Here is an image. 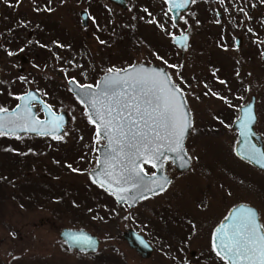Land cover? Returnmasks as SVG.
Here are the masks:
<instances>
[{"label": "rangeland", "instance_id": "1", "mask_svg": "<svg viewBox=\"0 0 264 264\" xmlns=\"http://www.w3.org/2000/svg\"><path fill=\"white\" fill-rule=\"evenodd\" d=\"M182 32L191 36L184 53L172 42ZM263 43L264 0H194L178 25L161 0H127L126 9L110 0H0V108L37 89L70 116L61 140L0 135V264H225L205 254L206 233L186 236L183 224L193 219L198 230L207 220L212 236L241 201L256 205L264 224V171L236 155L229 114L257 94L264 137ZM141 62L165 67L186 95L192 166L182 173L167 161L168 188L122 209L91 179L104 140L68 80L96 85L110 69ZM64 227L97 235L98 251L70 250ZM130 227L150 238V257L129 246Z\"/></svg>", "mask_w": 264, "mask_h": 264}, {"label": "snow or ice", "instance_id": "2", "mask_svg": "<svg viewBox=\"0 0 264 264\" xmlns=\"http://www.w3.org/2000/svg\"><path fill=\"white\" fill-rule=\"evenodd\" d=\"M187 2L188 0H182L181 3L172 4V7L183 8ZM182 39L186 41L187 36ZM109 73L101 84L96 85L98 91H90L91 85L79 86L84 95L81 103L87 101L86 107L91 109L88 119L97 127V137L103 131L104 138L112 148L110 160L102 162L108 169L105 176L110 178L106 181L109 187L115 185L117 193H126L130 189L123 185H130L132 190L141 193L142 198H147L143 196V190L156 194L152 185L164 191L168 181L160 183L151 179L149 184L150 178L144 173L143 163H152L154 168H162L161 157H165V149L176 154L175 159L181 161V167H186L189 163L182 155V141L190 124L188 114L183 110V102L177 99L183 92L164 73H149L146 69L135 68L124 76L119 72L115 76L111 75V69ZM19 99L25 101L23 109L18 105L17 110L9 113L8 109L0 108V135L16 131L48 135L59 129L62 117L54 116L50 108V131L43 127L45 121L37 120L31 115L28 102L36 99L34 94L30 93ZM255 119L252 109L245 107L241 118V136L248 137L249 125ZM54 138L63 139L59 135ZM245 158L264 167V152L254 146L245 154ZM153 161H158L159 164ZM124 198L121 195L120 199ZM231 220V224H221L215 230L212 246L216 255L228 261V264H264V226L257 222L256 210L241 206ZM69 239L74 244L87 248L95 246V241L88 235H71Z\"/></svg>", "mask_w": 264, "mask_h": 264}, {"label": "water", "instance_id": "3", "mask_svg": "<svg viewBox=\"0 0 264 264\" xmlns=\"http://www.w3.org/2000/svg\"><path fill=\"white\" fill-rule=\"evenodd\" d=\"M114 3H116L117 5H120L122 8L126 9L127 8V0H110ZM166 2V4L168 5V10L171 8V11L169 10V12L172 15L173 18V23L175 25H178L181 22V17L182 14L187 12L189 10V8L191 7L193 0H188L187 5L183 8H175L172 7V4L174 3H181L182 0H172V2L170 3L169 0H164ZM81 17H82V22L83 24L86 26L89 23V12L87 10H82L81 11ZM183 36H187V40L184 41L182 38ZM190 34L188 32H183L180 34L175 35L172 38L173 43L182 51V53H184L188 47H189V42H190ZM238 41L240 40V38L237 39ZM239 45V42H238ZM135 68L137 70L140 69H146L149 73L152 72H160V73H164L167 75L168 80L171 81L172 84L178 86L173 78L171 77L170 73L168 72V70L160 65L157 64H148V63H137V64H133L125 69L122 70H117V71H112L111 75L115 76L116 72H119L121 74V76H124L126 73H131L132 69ZM110 73L106 72L104 73L99 81L97 82V84H101L104 79L109 76ZM96 84V85H97ZM80 83H78L76 80L71 79L68 82V86L69 89L71 90V92L77 97V99L81 102V99L84 98L83 92L81 90V88L79 87ZM88 85V84H85ZM96 85L92 86V89H90V91H98L96 89ZM179 87V86H178ZM180 88V87H179ZM181 89V88H180ZM182 90V89H181ZM183 92V90H182ZM34 94L36 99L34 101H30L28 102L30 104L31 107V115L33 117H35V119L37 120H41V121H45V125L43 126L45 129H48L49 131L51 130V125L48 123V121H50L52 119V117L49 115V111L48 109H51L52 114H54V116L57 117H62V120L59 122L60 123V127L57 131L48 134L50 136H61L65 130V126H67L70 123V116L69 113L65 110H61L60 112H56L50 105L49 103H47L41 96L39 90L37 89H30L29 91H27L26 93L22 94L19 97H23L26 96L28 94ZM178 100L183 102V110L188 114L187 115V120L188 123L190 124V127H188L185 131V135H184V139L182 141L183 144V149L184 152L182 153V155L184 156L185 160H189V163L187 164L186 167H181V161L175 159L176 154L174 153H169L167 152V150L165 149V157H161V160H163V167L159 168L156 167L154 168L152 166V163H148L150 164L155 172L152 174H148L143 165V169H144V173L147 175V177H149V181L148 183L151 184V179H155L158 180L160 183H164L165 180L168 181V183L165 185V189L168 187V185L170 184L172 177L166 173L165 171V165H166V160H170L172 161V163L175 165L177 171H186L188 170L191 165H192V160L191 157L186 149V142L187 139L189 137V134L191 132L192 126H193V115L190 111L189 105H188V101L187 98L185 96V93L183 92L182 96L177 97ZM39 104V108L41 110H43L44 112V117H40L39 116V110H38V106L36 104ZM86 103L87 101H85V103H82L85 107H86ZM20 106L21 109H23L24 105H25V101L19 99L18 104L13 108L8 110L9 113L13 112L14 110H17V106ZM47 106V107H45ZM245 107H249L252 109V112L254 114V116L256 117L255 121L253 123H251L249 125V135L247 138L241 136V118L243 115V109ZM86 110L88 112V114L91 112V109L86 107ZM95 118V117H93ZM257 112H256V102H255V98H253L249 103H247L246 105H243L241 107V111H240V116L238 117V119L234 122V129H236L238 131V142L237 145L235 147V152L237 154V156H239L241 159L246 160L248 162H250L252 165H254L255 167H257L260 170L264 171V167H261L259 164H257L254 161H251L247 158H245V154L249 151H251L252 147L254 146L255 148L259 149L261 152H264V142H263V138L261 136V134L257 133L255 131V125L257 123ZM97 129V127H96ZM24 134H30V135H39V136H45L42 135L40 132H32V131H16L14 133H9L8 135H12V136H18V135H24ZM100 137L103 138L105 140V143L101 144L99 146V150H98V162H97V167L92 169L90 172L91 178L94 181V183H96L97 185H99L100 187H102L105 191L109 192L110 194H112L114 196V198L116 199V201L121 204L122 206H124L125 204H128L129 206H135L138 201H140L141 199H144L141 197V193L137 192L135 190H132L130 188V185H123L124 187H129V191L126 193H117L115 191L116 186L112 185V187H109L108 182L110 178L105 176V172L107 169V166L105 164H103L102 162L105 161L106 159L110 160V156L109 153L112 151V148L108 145V141L104 138V134L103 131H101ZM147 163V162H145ZM153 163H157L159 164L158 161H153ZM117 173L119 171V169L117 168ZM102 183L104 184V186H101ZM152 187L155 189V193H159L161 192L159 188H155V185H152ZM124 196L125 198L122 200L120 199V197ZM150 195H153V192L148 191V190H143V196L144 197H149ZM241 206H247V207H251L253 209L256 210L257 212V222L259 224L262 225L261 223V219H260V215H259V211L258 209L249 204V203H239L237 205H235L230 212L228 213V215L223 219V221L216 227V229L218 227H220L221 224H231L232 220L231 217L234 213L237 212V210L241 207ZM263 226V225H262ZM215 229V230H216ZM215 230H214V234H215ZM88 235L90 237H92V239L95 241V246L94 248H87L81 245H76L74 244V242L72 240L69 239V236L71 235ZM60 237L64 240L65 244L74 251H80V252H84V253H94L97 252L100 246V239L97 235L93 234L92 232L88 231L85 228H73V227H64L62 228V230L60 231ZM214 237V235H213ZM124 238L125 240L128 242L129 246L132 248H135L137 250V252H139L143 257L148 258L152 255L153 253V247L152 245L146 240V238L144 237L143 234L139 233L137 230L133 229V228H129L126 232H124ZM83 249V250H82ZM226 261V260H225ZM228 263V261H227Z\"/></svg>", "mask_w": 264, "mask_h": 264}, {"label": "flooded vegetation", "instance_id": "4", "mask_svg": "<svg viewBox=\"0 0 264 264\" xmlns=\"http://www.w3.org/2000/svg\"><path fill=\"white\" fill-rule=\"evenodd\" d=\"M219 17L220 18H222V14H220V12H219ZM238 38H240V40L238 41L237 39ZM241 41H242V38L241 37H237L236 38V46H240L241 45ZM238 42H239V45H238ZM262 44V43H261ZM260 44V45H261ZM264 44V43H263ZM255 45L257 46L258 45V43H255ZM257 94H252V96H251V99H250V101L253 99V98H255V102H256V112H257V116H258V119H257V123H258V121H259V114H258V111H257V103H258V99H257ZM250 101H248V102H246L245 104H243V105H246L247 103H249ZM243 105H241L240 107H239V110H238V112L237 111H230L229 112V114H230V116H231V118L233 119L234 117V121L238 118V116H239V114H240V108L243 106ZM235 113V114H234ZM229 116V117H230ZM234 123V122H233ZM257 123H256V125H257ZM255 128H256V126H255ZM257 131V130H256ZM260 133V132H259ZM263 136V135H262ZM263 139H264V137H263ZM99 148V147H98ZM167 163V162H166ZM144 168H145V171L148 173V174H151V173H153L154 171H152L151 170V166L149 165V164H146V163H144ZM188 171V170H187ZM183 172H186V171H182V173ZM162 193V192H161ZM161 193H158V194H161ZM158 194H156V195H158ZM156 195H152V196H150V197H153V196H156ZM150 197H147V198H145V199H142V200H140L135 206H129V205H127V204H125L124 206H122V205H120V207L122 208V209H124V208H126V207H129V208H135L141 201H143V200H146V199H148V198H150ZM254 205V204H253ZM256 206V205H255ZM257 207V206H256ZM210 208H211V206H210ZM207 209H209V207L207 208ZM257 209L259 210V208L257 207ZM259 213H260V210H259ZM198 221H199V219L198 218H196ZM261 221H262V218H261ZM221 222V221H220ZM262 224H263V221H262ZM184 226H188L187 228V234H186V236H191L192 235V233H195V234H197V232L198 233H200V234H203V233H206V236H208V238H209V244H208V246H209V248L205 251V254L208 256V257H211V252H212V256H216L218 259H220L222 262H224L225 264H227L220 256H217L216 255V251L213 249V246H212V240H213V233H214V229H213V231H212V236H211V230H210V232L208 231V228L210 227V225H209V223L207 222V220H205L204 222H200V224H198V230H197V228H195V229H192L193 228V226H197V222L196 221H194L193 219H190V218H186L185 219V221H184V224H183ZM263 226H264V224H263ZM130 228H133V227H130ZM129 229V228H128ZM135 229V228H134ZM137 230V229H136ZM140 232V231H139ZM143 234V233H142ZM144 235V237L146 238V240L153 246V244L149 241V239L150 238H147L146 237V235L145 234H143ZM212 237V238H211ZM189 240H191V241H194L195 240V237H190L189 239H187V240H185L184 242H186V241H189ZM183 241V240H182ZM211 246H212V248H211ZM153 248H154V246H153ZM154 251V250H153ZM183 250H177V252H178V254H181V252H182ZM197 252H196V250H192L191 251V254L192 255H195Z\"/></svg>", "mask_w": 264, "mask_h": 264}, {"label": "trees", "instance_id": "5", "mask_svg": "<svg viewBox=\"0 0 264 264\" xmlns=\"http://www.w3.org/2000/svg\"><path fill=\"white\" fill-rule=\"evenodd\" d=\"M2 137V136H1ZM4 137V136H3ZM11 139V138H10Z\"/></svg>", "mask_w": 264, "mask_h": 264}]
</instances>
